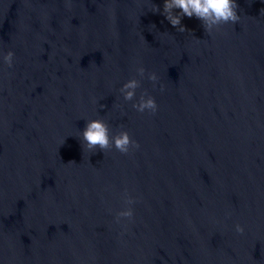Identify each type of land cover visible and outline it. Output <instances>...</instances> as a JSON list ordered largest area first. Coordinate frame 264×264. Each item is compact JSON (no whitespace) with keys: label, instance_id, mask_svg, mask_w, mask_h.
<instances>
[{"label":"water","instance_id":"1","mask_svg":"<svg viewBox=\"0 0 264 264\" xmlns=\"http://www.w3.org/2000/svg\"><path fill=\"white\" fill-rule=\"evenodd\" d=\"M164 2L0 0V264H264V0L211 34ZM93 118L140 148L84 149Z\"/></svg>","mask_w":264,"mask_h":264},{"label":"clouds","instance_id":"2","mask_svg":"<svg viewBox=\"0 0 264 264\" xmlns=\"http://www.w3.org/2000/svg\"><path fill=\"white\" fill-rule=\"evenodd\" d=\"M239 5L237 0H165L163 6V14L170 24L177 28L179 32H185L186 26L182 25V17L189 18L195 16L202 22V25L207 34H211L214 30L220 29L224 25H235L240 20L238 14ZM178 9L179 13L174 10ZM151 11L160 12L158 5L153 4ZM0 60L9 67L14 63V52H0ZM136 73L139 79L133 77L126 81L119 89L125 101H133L136 97V90L141 86L142 79L147 78L153 82V87L159 81L160 77L155 72H147L143 66L136 68ZM164 86L161 85V91ZM132 107L140 113L148 112L155 115L159 110V105L156 98L149 95L145 90L138 101L132 104ZM80 139L83 148L90 152H95L97 149L104 153L113 147L122 154H129L133 150H138L140 144L131 138L129 132L121 126V130L112 134V130L107 121L102 118H93L87 120L86 126L80 133ZM70 161L69 163H73ZM125 203L128 205L125 209L116 213V222L120 223L122 219L131 220L134 216L133 208L136 200L125 194ZM235 231L243 235L245 228L243 225L236 224Z\"/></svg>","mask_w":264,"mask_h":264}]
</instances>
